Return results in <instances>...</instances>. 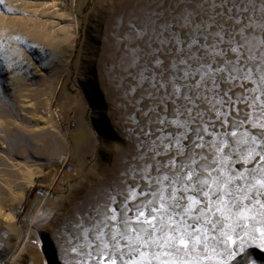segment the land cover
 <instances>
[{
	"label": "rangeland",
	"instance_id": "1",
	"mask_svg": "<svg viewBox=\"0 0 264 264\" xmlns=\"http://www.w3.org/2000/svg\"><path fill=\"white\" fill-rule=\"evenodd\" d=\"M212 2L0 0V264H108L109 249L96 239L98 213L110 205L118 223L122 204L133 217L145 199L144 181L129 175L142 163V143L149 139L144 131L150 127L152 139L161 135L157 128L178 131L167 121L149 125V118L171 120L184 103L169 99L165 111L156 98L164 90L158 93L152 84L167 80L181 57L195 53L211 62L199 47L208 31L197 26L214 15ZM236 3L247 9L241 20L253 59L246 62L251 80L232 91L256 105H240L241 116L251 112L252 121L264 122V0ZM228 27L240 26L229 21ZM173 35L185 41L180 53L168 41ZM190 37L199 42L191 51ZM227 58L235 54L228 51ZM215 60L222 65L221 57ZM245 128L257 131L251 122ZM137 184L136 198L125 201ZM112 231L103 227L106 241ZM237 231L240 238L233 234L235 243H229L236 256L264 264V211L249 213ZM196 264H216V257Z\"/></svg>",
	"mask_w": 264,
	"mask_h": 264
},
{
	"label": "snow or ice",
	"instance_id": "2",
	"mask_svg": "<svg viewBox=\"0 0 264 264\" xmlns=\"http://www.w3.org/2000/svg\"><path fill=\"white\" fill-rule=\"evenodd\" d=\"M210 7L214 15L197 29L208 31L199 47L212 57L211 62L195 53L181 57L171 64L172 75L167 80L162 78L152 84L158 93L164 90L156 98L165 105V111L169 99L184 103L172 110L171 120L160 114L154 121L149 118V125H164L167 121L178 131L164 134L162 128H157L161 135L155 139L150 127L144 131L149 139L142 143L145 151L138 157L142 163L132 166L129 175L144 181L147 187L140 196L145 199L135 205L133 217L127 215L131 210L127 204H122L118 223L114 213L109 215L113 212L110 205L98 213L102 219L95 226L96 239L109 249L108 264H196L197 258L213 256L216 264H245L229 243H235L233 234L240 238L237 230L243 231L249 213L264 211V122L260 118L252 121L251 112L241 116L240 105L254 110L256 105L242 93L232 91L251 80L246 62L253 57L246 52L247 26L241 20V13L247 9L236 0H213ZM229 21L239 29L229 31ZM209 36L212 43L208 42ZM168 41L176 43L177 53L184 50L180 46L185 41L178 35L170 36ZM198 43L190 37L188 50ZM220 44L227 47L220 49ZM228 51L235 54L234 59L227 58ZM216 56L222 58V65ZM261 82L264 83V74ZM152 111L155 109H149ZM260 111L264 117V108ZM250 122L257 131H247L245 125ZM160 156L167 160L161 162L157 159ZM233 163H241V169L232 167ZM153 171L156 175H152ZM135 187L139 184L125 201L136 198ZM110 200L114 204L115 196ZM103 227L113 229L107 241Z\"/></svg>",
	"mask_w": 264,
	"mask_h": 264
}]
</instances>
